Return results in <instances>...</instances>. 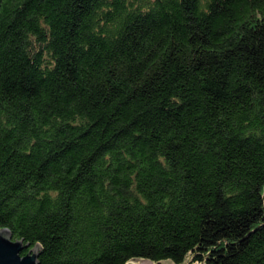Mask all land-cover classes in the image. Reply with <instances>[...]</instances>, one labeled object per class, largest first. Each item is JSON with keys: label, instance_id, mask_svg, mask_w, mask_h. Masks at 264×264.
Wrapping results in <instances>:
<instances>
[{"label": "trees", "instance_id": "16d2710c", "mask_svg": "<svg viewBox=\"0 0 264 264\" xmlns=\"http://www.w3.org/2000/svg\"><path fill=\"white\" fill-rule=\"evenodd\" d=\"M1 228L37 264H264V0H0Z\"/></svg>", "mask_w": 264, "mask_h": 264}, {"label": "water", "instance_id": "95a60500", "mask_svg": "<svg viewBox=\"0 0 264 264\" xmlns=\"http://www.w3.org/2000/svg\"><path fill=\"white\" fill-rule=\"evenodd\" d=\"M24 250L27 252L22 254ZM38 251V244L30 246V243L24 242L22 238H13L6 228L0 229V264H37ZM134 261L130 260L125 264ZM160 263L171 264L169 260H163ZM138 264L153 263L148 260H139Z\"/></svg>", "mask_w": 264, "mask_h": 264}, {"label": "rangeland", "instance_id": "374dc122", "mask_svg": "<svg viewBox=\"0 0 264 264\" xmlns=\"http://www.w3.org/2000/svg\"><path fill=\"white\" fill-rule=\"evenodd\" d=\"M139 262V260H135L134 261V263H138ZM171 262V261H170ZM127 264H132V263H127ZM153 264H167V263H153ZM171 264H174V263H172L171 262ZM183 264H191L190 262H189V259L187 260V261H185ZM200 264H203V263H200Z\"/></svg>", "mask_w": 264, "mask_h": 264}, {"label": "bare ground", "instance_id": "6f19581e", "mask_svg": "<svg viewBox=\"0 0 264 264\" xmlns=\"http://www.w3.org/2000/svg\"><path fill=\"white\" fill-rule=\"evenodd\" d=\"M131 263V262H130ZM132 264H136V263H134V262H132ZM138 264V263H137Z\"/></svg>", "mask_w": 264, "mask_h": 264}]
</instances>
